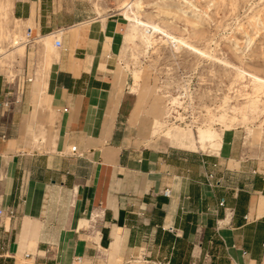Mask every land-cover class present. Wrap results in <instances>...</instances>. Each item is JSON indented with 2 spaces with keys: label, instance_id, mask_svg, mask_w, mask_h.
Instances as JSON below:
<instances>
[{
  "label": "crops",
  "instance_id": "1",
  "mask_svg": "<svg viewBox=\"0 0 264 264\" xmlns=\"http://www.w3.org/2000/svg\"><path fill=\"white\" fill-rule=\"evenodd\" d=\"M3 5L17 25L0 45V264H264V134L245 144L235 130L211 153L167 135L142 146L118 126L119 67L103 46L112 20L68 0ZM24 46L30 65H18ZM27 79L31 97L13 92ZM7 93L19 101L5 105ZM41 93L50 130L27 124Z\"/></svg>",
  "mask_w": 264,
  "mask_h": 264
},
{
  "label": "rangeland",
  "instance_id": "2",
  "mask_svg": "<svg viewBox=\"0 0 264 264\" xmlns=\"http://www.w3.org/2000/svg\"><path fill=\"white\" fill-rule=\"evenodd\" d=\"M4 1L0 0L2 50L10 48L17 25L6 15ZM126 1L68 0L82 16L112 20L103 46L113 51L119 67L123 108L118 126L127 127L142 146L168 144L162 135L169 133L191 149L211 153L235 130H240L245 144H257L251 141L264 134V0H140L141 8L132 6L125 15L118 8ZM132 26L139 28L137 32ZM142 26L149 28L147 34ZM24 31L17 36L26 45L30 41L25 42ZM127 32L131 42L125 39ZM64 34L65 30L59 37ZM32 52H25L24 46L18 65L25 60L30 65ZM36 69L35 76L45 84L46 67L39 62ZM30 83L20 82L17 92L31 97ZM43 97H33L29 129L32 121L38 128L48 121L49 130L52 127L51 113L41 118ZM137 102L129 124L126 117ZM202 131L213 134L211 141L203 148L191 146Z\"/></svg>",
  "mask_w": 264,
  "mask_h": 264
},
{
  "label": "bare ground",
  "instance_id": "3",
  "mask_svg": "<svg viewBox=\"0 0 264 264\" xmlns=\"http://www.w3.org/2000/svg\"><path fill=\"white\" fill-rule=\"evenodd\" d=\"M135 7V9H140L141 8V5H140V0H127L125 3H122V5L118 8V10H122L123 11V13L122 14H125V15H127V12H129L130 11V9H131V7ZM123 8L125 9V10H123ZM127 11V12H126ZM122 17L125 19V17L122 15ZM127 21V20H126ZM139 24H141V22H138ZM131 25V24H130ZM141 28V27H140ZM131 30H134V31H136L137 32V30L139 29V28H137V27H134V26H132L131 28H130ZM136 29V30H135ZM142 32L144 33V34H147L148 32H149V28L148 27H145V26H142ZM125 39H126V41H129V42H131L132 41V38L129 36V35H127L126 37H125ZM18 39H16V40H14L12 43L13 44H17V41ZM20 43L21 42H23L24 43V41L22 40H20L19 41ZM138 105H139V103H137V105H136V107H135V112H134V116L136 115V113H137V107H138ZM167 136L169 137V138H173V139H176V137H174L173 135H169V133L167 134ZM212 137H213V134L210 132V131H207V132H205V131H202V132H200V134H199V136H198V139L196 140V141H193L192 143H191V146H193V147H195L196 146V143H198V146L199 147H204L205 146V141H211V139H212ZM188 146H189V144H188Z\"/></svg>",
  "mask_w": 264,
  "mask_h": 264
},
{
  "label": "built area",
  "instance_id": "4",
  "mask_svg": "<svg viewBox=\"0 0 264 264\" xmlns=\"http://www.w3.org/2000/svg\"><path fill=\"white\" fill-rule=\"evenodd\" d=\"M25 37L27 38V40L25 42L30 41V39H29L30 38V29H26V31H25ZM54 46L56 48H60L62 46L61 37H59L58 35L55 36V38H54ZM27 81H29V79H27ZM21 82H24V81H21ZM18 88H19V86L16 85V87L14 89H12L13 92L18 93L17 92ZM8 96H10V95H8V93H7V97L4 100V104L5 105L11 104L12 102H18L19 101L17 99V97H13V99H9ZM0 137L1 138H4L5 137V134L4 133H1ZM75 151H76V147L75 146H72L70 148V152L75 153ZM163 194L164 195H168L169 194V190L168 189L163 190ZM2 213H3V210L0 209V215ZM77 261H79V258L77 259Z\"/></svg>",
  "mask_w": 264,
  "mask_h": 264
}]
</instances>
